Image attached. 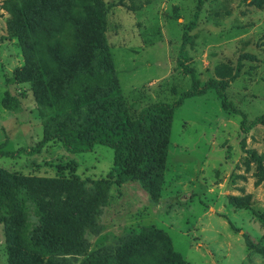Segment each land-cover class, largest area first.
<instances>
[{
	"label": "rangeland",
	"instance_id": "374dc122",
	"mask_svg": "<svg viewBox=\"0 0 264 264\" xmlns=\"http://www.w3.org/2000/svg\"><path fill=\"white\" fill-rule=\"evenodd\" d=\"M102 2L105 40L128 115L135 118L150 103L175 100L190 84L175 61L182 26L196 0ZM8 20L0 8V99L5 80L22 64ZM188 33L186 64L198 80L214 76L215 68H234L238 56H244L228 81L226 97L245 114V125L264 113V2L256 7L248 0H204ZM7 92L19 96L21 110L13 113L0 104V150L28 149L42 134L29 83L13 84ZM239 121V115L220 106L211 89L185 98L173 111L157 200L134 180L112 183L96 218L98 230L83 233L84 250L56 260L78 264L90 252L113 254L140 227L152 225L166 232L187 264H264L244 242L264 246V226L256 216L264 210V180L254 184L255 165L244 153L252 149L261 154L264 167V127L254 123L243 132ZM0 167L46 177L114 178L112 150L101 144L70 152L52 140L32 154L0 156ZM229 195L249 196L250 206L233 207ZM0 264H6L1 224Z\"/></svg>",
	"mask_w": 264,
	"mask_h": 264
},
{
	"label": "trees",
	"instance_id": "16d2710c",
	"mask_svg": "<svg viewBox=\"0 0 264 264\" xmlns=\"http://www.w3.org/2000/svg\"><path fill=\"white\" fill-rule=\"evenodd\" d=\"M203 1L196 0L191 18L183 24L176 54V67L189 76L188 88L172 102L150 103L131 118L105 40L102 0H0V8L9 15L7 30L16 38L22 55V64L5 80L0 104L10 112H19V96L7 89L16 83H29L42 127L33 146L0 150V156L32 154L52 140L70 152L101 144L112 150L114 172L111 182L106 178L81 179L72 173L53 177L21 174L0 167V224L6 264H63L57 256L83 251V233L98 230L96 218L112 183L134 180L150 199L157 200L173 111L185 98L211 89L225 111L240 116L241 131L246 132L254 123L264 127V113L245 125V114L225 94L244 56H238L234 68H215L214 76L202 82L186 64V45L191 42L188 32L196 24ZM248 2L260 7L264 0ZM244 153L254 162V184H258L264 180L262 156L252 149ZM227 199L233 207L250 206L247 195H229ZM256 216L264 226V210ZM261 237L264 239V230ZM244 242L264 263V246L253 247L247 239ZM78 264L187 263L172 248L166 232L149 225L140 227L113 254L90 252Z\"/></svg>",
	"mask_w": 264,
	"mask_h": 264
}]
</instances>
